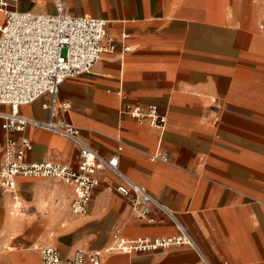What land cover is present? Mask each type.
<instances>
[{
	"label": "crops",
	"instance_id": "obj_1",
	"mask_svg": "<svg viewBox=\"0 0 264 264\" xmlns=\"http://www.w3.org/2000/svg\"><path fill=\"white\" fill-rule=\"evenodd\" d=\"M64 1L68 15L105 21L117 48L89 73L60 85L59 100L70 108L57 118L75 126L102 157L118 155L120 171L177 214L208 264H264V0ZM18 10L54 12L51 0H18ZM123 46L130 51L122 53ZM47 101L42 96L19 112L45 121ZM126 104L156 106L165 129L121 114ZM1 107L7 106L0 113L10 111ZM21 136L32 145L28 163L76 168L78 149L68 139L32 127L9 135ZM6 137L0 129V164ZM155 153L167 161H151ZM96 177L83 216L70 211L68 186L18 177L21 204L0 195V264H40L34 247L42 246L63 258L77 249L104 252L117 229L125 239L175 234L157 211L151 224L133 217L116 193L119 178ZM101 260L204 264L188 248Z\"/></svg>",
	"mask_w": 264,
	"mask_h": 264
},
{
	"label": "built area",
	"instance_id": "obj_2",
	"mask_svg": "<svg viewBox=\"0 0 264 264\" xmlns=\"http://www.w3.org/2000/svg\"><path fill=\"white\" fill-rule=\"evenodd\" d=\"M51 2L52 14H33L18 10V0H0V13L4 17L0 25V105L10 108L9 112L0 113V129L7 136L0 164V195L16 202L19 199L18 177L52 179L71 189L70 211L76 216H83L99 184L97 173L110 172L119 178L116 193L127 200L133 217L151 224V214L157 211L173 225L175 234L125 239L117 229L104 252L77 249L69 258H63L52 246L34 247L39 252L40 264H102L103 254L156 253L173 248L191 249L204 264H208L177 214L120 171L118 155L102 157L81 140L75 126L57 118L58 111L67 113L70 108L59 100L60 85L89 73L101 55L116 50L117 43L108 35L105 21L68 15L64 0ZM129 51L128 46H123L122 53ZM42 96H48V101L42 105L48 111L47 120L40 121L20 114L21 106L29 105ZM158 109L153 105L126 104L120 113L163 131L167 119ZM30 127L71 141L78 149L76 168L51 161L28 163L26 155L32 148L29 139L21 136L15 140L9 135L22 134ZM150 160L166 162L167 155L155 153Z\"/></svg>",
	"mask_w": 264,
	"mask_h": 264
},
{
	"label": "rangeland",
	"instance_id": "obj_3",
	"mask_svg": "<svg viewBox=\"0 0 264 264\" xmlns=\"http://www.w3.org/2000/svg\"><path fill=\"white\" fill-rule=\"evenodd\" d=\"M3 23V17L0 15V24H2ZM1 109H4V110H7L8 108L7 107H1ZM1 199H2V197L0 196V201H1ZM11 201V200H10ZM19 203H20V197H19V199L17 200ZM16 201V202H17ZM12 202V201H11ZM15 203V202H14ZM21 204V203H20ZM20 204L18 205V207H20ZM11 207H12V205H10ZM18 207H17V209L15 210V214L16 215H20L21 214V212H23V210H25V208H24V205L23 206H21V209H18ZM13 208H12V210H8L9 211V215H10V211H12V214H13ZM7 248H9V247H7Z\"/></svg>",
	"mask_w": 264,
	"mask_h": 264
},
{
	"label": "bare ground",
	"instance_id": "obj_4",
	"mask_svg": "<svg viewBox=\"0 0 264 264\" xmlns=\"http://www.w3.org/2000/svg\"><path fill=\"white\" fill-rule=\"evenodd\" d=\"M17 202H18V201H17ZM15 203H16V202H15ZM13 209H14V208H13ZM10 215H13V214H12V211H10Z\"/></svg>",
	"mask_w": 264,
	"mask_h": 264
}]
</instances>
